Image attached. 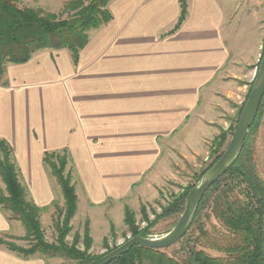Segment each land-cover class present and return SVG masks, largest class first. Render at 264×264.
Instances as JSON below:
<instances>
[{"label":"crops","instance_id":"1","mask_svg":"<svg viewBox=\"0 0 264 264\" xmlns=\"http://www.w3.org/2000/svg\"><path fill=\"white\" fill-rule=\"evenodd\" d=\"M185 2V20L174 30L179 0H111V21L89 32L76 63L67 50H43L7 66L0 140L38 208L57 195L45 153L67 151L79 202L119 211L145 183L157 194L152 177L169 151L197 154L212 134L206 99L232 59L227 23L239 0ZM197 128L204 131L197 144L180 147ZM10 225L0 210V234ZM28 262L0 247V264Z\"/></svg>","mask_w":264,"mask_h":264},{"label":"trees","instance_id":"2","mask_svg":"<svg viewBox=\"0 0 264 264\" xmlns=\"http://www.w3.org/2000/svg\"><path fill=\"white\" fill-rule=\"evenodd\" d=\"M110 1L90 0L86 5L85 0L71 1L65 5L64 10L76 12L67 20H59L54 14L45 13L41 9L20 7L18 0H0V81L7 66L25 64L35 53L43 50H67L76 63L79 52L88 42L89 32L111 21L112 16L107 8ZM185 1L179 0L180 14L174 30L185 20ZM263 50L264 46L258 62ZM263 117L264 96L237 159L204 195L193 215L189 230L194 235L190 236L183 249L184 259L178 260L164 250L135 246L110 264H264V182L256 173L250 145L251 135ZM224 140V135L216 138V148ZM220 156L214 159L208 169ZM68 157L66 150L45 153L43 156V165L56 180L64 201L63 221L56 224V242L49 244L44 239L40 223V214L45 208H38L29 199L25 187L19 182L12 150L5 141L0 140V179L4 185V190L0 189V210L10 215L7 218L10 222L15 220L20 223L28 243L27 247H18L0 239V247L22 259L39 255L61 256L73 261V264L93 261L85 251L77 249L75 243L71 246L64 243V237L69 231L68 223L76 213L78 201L71 171L66 172ZM188 193L173 198L163 209L164 215L176 213L181 216ZM204 210L209 212L205 218L212 216L219 227L211 224L207 228L200 223ZM124 223L132 237H148L146 230H136L133 216L127 209L124 212ZM89 243L86 236L85 249H88ZM206 251L216 252L220 256H210Z\"/></svg>","mask_w":264,"mask_h":264},{"label":"rangeland","instance_id":"3","mask_svg":"<svg viewBox=\"0 0 264 264\" xmlns=\"http://www.w3.org/2000/svg\"><path fill=\"white\" fill-rule=\"evenodd\" d=\"M71 1L74 0H18V5L41 9L45 13L54 14L59 20H67L76 12V10H64L65 5ZM89 1L85 0L84 5ZM229 21L227 27L231 26V29L228 31V40L232 59L220 73L222 80L217 83L216 93L214 95L211 93L210 97L206 99L212 111L209 117L211 125L207 132L212 134L204 140L199 152L182 155L181 151H169L166 162L157 166L158 169L153 175L155 177H152V182L157 190L154 197L149 195L147 181L148 184L145 183L143 188L133 190V193L118 205L119 211L117 207L110 206L112 204L105 206L106 210H104V207L93 209L83 201H77L76 213L69 221V231L64 237L65 244L71 246L75 243L76 248L85 251L93 261L108 254L132 237L124 223L125 209L132 214L136 230L138 232L146 230L149 238H160L177 224L180 215L176 213L164 215L163 209L173 198L190 191L214 159L223 153L234 132L243 103L249 94L251 85H253L260 63L258 62L259 53L264 46V0H239ZM223 86H229V90H227L229 92L224 93ZM203 133L204 131L198 128L188 132L186 138L189 141L187 140L188 142L180 147L195 146L198 137ZM223 135L224 142L216 148L215 139ZM250 145L256 173L264 182V117L251 135ZM69 170L73 183V169L68 162L66 172ZM53 181L55 190H57L56 199L40 214L44 239L49 244L56 242V224H61L64 217L63 197L54 178ZM0 189L4 190L1 179ZM208 213L207 210L202 212L200 223L205 224L207 228L211 224L219 227L212 216L209 219L205 218ZM3 214L6 218L10 216L8 213ZM192 234L194 235L189 230L177 244L164 250L166 254L175 256L178 260L184 259L183 249ZM24 235L25 232L20 223L11 220L9 231L0 234V239L18 247H27L28 243L25 241ZM86 236L90 241L88 249H85ZM206 253L210 256H220L213 251H206ZM26 260H30L28 264L74 263L61 256L41 257L36 255Z\"/></svg>","mask_w":264,"mask_h":264},{"label":"water","instance_id":"4","mask_svg":"<svg viewBox=\"0 0 264 264\" xmlns=\"http://www.w3.org/2000/svg\"><path fill=\"white\" fill-rule=\"evenodd\" d=\"M264 96V50L249 96L242 108L234 132L220 158L189 191L185 208L177 224L160 238L133 236L119 247L87 264H110L135 246L153 250H166L177 244L188 232L193 215L208 190L223 177L242 150L246 136L253 125Z\"/></svg>","mask_w":264,"mask_h":264}]
</instances>
